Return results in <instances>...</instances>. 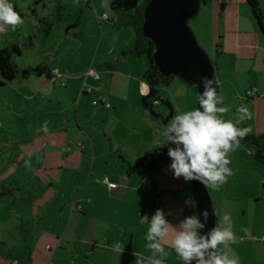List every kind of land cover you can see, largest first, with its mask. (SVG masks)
<instances>
[{"label": "crops", "instance_id": "obj_1", "mask_svg": "<svg viewBox=\"0 0 264 264\" xmlns=\"http://www.w3.org/2000/svg\"><path fill=\"white\" fill-rule=\"evenodd\" d=\"M26 1L28 4L13 8L20 17L25 8L28 11L32 7V1ZM111 1L55 0L63 14L53 19L54 23L47 15L51 0H38L41 10L31 11L35 19L31 26L46 29L37 21L42 16L50 21V27L58 29L48 35L40 32L38 36L33 31L27 35V48L34 46V39L43 42L37 46L41 57L28 66L44 65L52 74L21 77L28 87L26 101L33 108L45 107L40 110L45 118L38 125L27 123L30 129L21 137L12 133L7 145L10 151L1 161L0 264H137L138 260L149 264L152 253L145 237L156 209L164 212L170 234L180 230L186 216L195 215L188 210L189 183L173 177L169 156L146 174L126 173L128 164L137 158L155 154L164 140L160 133L170 119L165 124L142 104V97L149 91L143 77L148 62L143 55L128 53L135 32L131 25L116 26V15L106 12L111 10ZM207 1L204 25L212 48L209 57L214 63L219 95L224 97L218 107L231 109L221 118L235 122L237 107L246 106L252 118L236 126L260 132L264 130V34L245 0ZM258 2L264 15V0ZM99 9V25L108 22L110 26L100 29L99 39L84 55L81 48L91 38L88 26L94 22L92 11ZM103 13L107 20L101 19ZM103 40L104 50L99 52ZM55 69L61 76L53 75ZM89 69L96 70L99 78L86 75ZM173 83L159 87L161 100L153 102V110L164 117L169 112L167 103L172 115L177 110L175 93L182 99L192 96L185 83ZM249 89H256L257 94L247 96ZM98 96L105 97L110 107L93 105L92 100ZM58 104L61 107L55 113L52 106ZM57 113L60 116L56 117ZM242 149L246 148L239 145L228 154L236 170ZM20 168L23 173L17 176ZM104 177L117 186L108 188ZM207 190L212 203L216 200L220 204V212L215 210L216 227H225L221 221L225 203L237 200L239 195L234 188L227 191V182ZM229 210L234 242L228 250L238 257V264H248L244 256L252 248L258 249L263 256L258 264H264V216L262 233L247 244L239 236L243 227L239 230L235 224L233 207ZM162 243L167 253L164 264H182L170 239ZM117 244L123 248L121 254L114 250ZM219 248L221 253L226 251L224 245Z\"/></svg>", "mask_w": 264, "mask_h": 264}, {"label": "clouds", "instance_id": "obj_2", "mask_svg": "<svg viewBox=\"0 0 264 264\" xmlns=\"http://www.w3.org/2000/svg\"><path fill=\"white\" fill-rule=\"evenodd\" d=\"M20 23L22 20L9 0H0V33L9 29L14 31ZM201 81L204 91L197 95L199 108L173 116L160 135L165 138L164 143L171 141L175 145L167 151L171 159L168 167L174 178L182 177L185 182L196 180L215 189L232 175L228 167L231 163L228 154L239 147L240 141L250 132L249 128H238L236 125L251 119L252 113L241 105L236 109L235 122L221 118L231 109L218 107L224 97L218 96L215 88L211 87V79L205 76L201 77ZM158 146L163 147L164 144ZM202 215L206 221L208 210L204 209ZM143 218L148 221L147 216ZM221 221L225 227H214L207 235H200L198 229L204 225L197 215H189L181 221L180 230L170 234L164 212L156 209L148 222L145 237L149 242L147 248L152 253L149 264H164L163 258L167 253L162 241L166 238L170 239L171 248L184 264H192L193 261L196 264H238V257L228 250V245L234 242L230 214H224ZM220 245H224L226 251L218 252ZM114 250L121 254L123 248L117 244ZM137 264H141V261L138 260Z\"/></svg>", "mask_w": 264, "mask_h": 264}, {"label": "rangeland", "instance_id": "obj_3", "mask_svg": "<svg viewBox=\"0 0 264 264\" xmlns=\"http://www.w3.org/2000/svg\"><path fill=\"white\" fill-rule=\"evenodd\" d=\"M31 1L33 3L32 7L29 6L28 11L27 8H25V14L20 17L22 23L18 24L15 27L14 31L9 29L4 33H0V48L10 46L12 44H16L17 46H19L21 54L18 56L12 55V58L15 62L18 63L20 68H23L24 66L28 67L30 63L39 60V58L41 57V51L37 46L39 43L43 42L38 41V39H34V46L27 48L26 46L30 43V40L27 38L28 33L33 31L38 33V36H40L41 33L44 35L55 33L58 27L54 26L55 24L53 25L54 27H50L48 23L50 21L51 23H54L53 19L58 20L59 17L63 14L59 8L60 4H56L55 6V0H51L52 4H47V15L50 21H44L43 17L41 16L40 20H37L38 24L43 23L44 26H46V29H44L43 31L38 30L36 26H31V24H35V19L31 11H34V9H36V11L39 12L42 8V3L38 2V4H36L38 0ZM142 1L143 0H140V2ZM9 3H11L13 5V8L16 9L20 7V5L28 4L26 0H9ZM207 3V0H200V8L197 14L188 21V25L193 31L199 45L210 56L212 55V48L210 46V38L208 37L209 31L208 28L204 25L205 16L207 13ZM29 8L31 9L30 11ZM101 12L102 9L92 11L94 22L92 23V25L90 24L88 26L91 38L90 41H86L81 48L84 55L91 51L92 45L95 44L99 39L102 32V30L100 31V29H109L110 23L108 22H102V24L99 25L97 15H99ZM106 12L110 16H113L112 10L106 9ZM28 15L30 18L28 17ZM105 43V40H103L102 47L99 52H102L104 50L103 46L105 45ZM52 45L54 46V44ZM75 53L77 55V52ZM21 77L22 76L19 74L13 81H10L12 83L8 82L9 85L11 84V87L7 84L5 87L0 88V166H3V163L1 161L6 158L7 153L10 151V149L8 148L9 146L7 145L12 138L11 136L14 134L18 137L23 136L25 134L24 130L29 131L30 129L29 126H27V123L38 125L45 118L43 114L40 113V110H44L45 107L36 105L35 108H33V106H30V104L26 101L25 95L28 93V87L24 85ZM62 81L63 80L61 79L60 82ZM178 82L181 81L177 78L174 79L173 86L179 84ZM60 84L61 83H59L58 86ZM184 86H186L189 94H192V96L182 99L181 96L179 97V95L174 92V101L175 105L177 106V110L170 117V120L178 113H183L187 111V109L191 111L196 108V91H194L188 85L184 84ZM87 90L92 91L88 88V86ZM33 103H38V101H34ZM161 106L164 105L161 104ZM58 107H61V104L52 106V109L55 113L58 112V109H60ZM58 116H60V114L57 113L56 117ZM259 133H264V130L260 132H252V130L250 129L248 135L257 136L259 135ZM3 149L5 150V153L2 152ZM241 152L242 153L239 158L240 161L238 162L239 167L236 170L232 164H229L228 167L232 170V175L227 178V191L234 188L235 191H237V195H239V198H237V200L227 201V203H225V207H227V210L225 209L224 212L225 214H228V212H230V206L233 207L235 211V214L233 215L235 224H238L239 230L243 227L239 236L244 238L247 244H250L253 242V239H255L262 233L260 232V226L261 220L264 216V165L259 163L258 161H255L250 151L242 149ZM22 173V168H20L16 175L21 176ZM24 173L26 174L27 170L24 171ZM232 182L233 184H235V186H232ZM206 187L210 190L211 186ZM213 206L215 210L217 209V211L220 212L219 202L213 200ZM242 212H244V214H242ZM260 251L261 250H259V252ZM244 257L246 258V261H248V264H258L259 262H262L263 256L262 253H258V249L252 248V250L248 251Z\"/></svg>", "mask_w": 264, "mask_h": 264}, {"label": "water", "instance_id": "obj_4", "mask_svg": "<svg viewBox=\"0 0 264 264\" xmlns=\"http://www.w3.org/2000/svg\"><path fill=\"white\" fill-rule=\"evenodd\" d=\"M200 7V0H149L143 9L142 35L154 45L152 58L159 71L167 76L179 77L198 93H203L201 77L212 80L214 63L197 42L188 21ZM198 85L193 87V85ZM212 87V85H211ZM196 108L199 103L196 101ZM202 110V109H201ZM195 215L204 225L198 229L200 235H207L216 227L217 215L207 187L201 182L189 181ZM204 209L209 212L205 221ZM218 252L221 253L219 249Z\"/></svg>", "mask_w": 264, "mask_h": 264}, {"label": "trees", "instance_id": "obj_5", "mask_svg": "<svg viewBox=\"0 0 264 264\" xmlns=\"http://www.w3.org/2000/svg\"><path fill=\"white\" fill-rule=\"evenodd\" d=\"M149 0H143L139 2L138 0H112L110 3V8L113 13L116 15L115 24L117 27H123L127 25H131L135 32V38L132 47L128 50V53L134 55H143L145 56L148 67L145 70L143 77L148 84L149 91L148 93L142 97V104L144 107L149 109V112L152 117L158 118L163 121L165 124L169 121L172 110L168 105L169 112L164 117L161 114L156 113L153 110V102L157 100H161L159 95V87L169 85L174 79H179L182 83H184L179 77L174 75H163L158 67L155 65L152 52L154 49V45L149 38H146L142 35L141 26L143 21V9L145 4ZM250 8V13L252 18L254 19L256 25L259 30L264 34V15L260 9L258 0H245ZM21 50L19 46L16 44H12L10 46L0 48V88L5 87L8 82L13 80L19 74L26 78L31 74H35L38 76L44 75L46 77H51L50 69L45 67L44 65H35L20 68L13 60L12 55H20ZM212 87L215 88L218 96H219V86L215 78V73L212 78ZM190 87V86H189ZM192 88V87H191ZM194 91L195 89L192 88ZM165 140V138H164ZM163 147H158L156 149L155 154L145 158H137L132 163L128 164L126 173L132 174L135 172L146 174L157 168L158 164L165 159L167 155V151L169 147H174L171 141H167ZM240 145L246 148L249 151H252L253 158L255 161L264 165V133H260L259 135H246L241 141ZM189 183V181H188ZM189 190V205L188 210L191 213L195 214L194 203L191 199V193ZM220 250V248L218 247ZM182 264L184 262L182 261ZM192 264H196L195 261Z\"/></svg>", "mask_w": 264, "mask_h": 264}, {"label": "built area", "instance_id": "obj_6", "mask_svg": "<svg viewBox=\"0 0 264 264\" xmlns=\"http://www.w3.org/2000/svg\"><path fill=\"white\" fill-rule=\"evenodd\" d=\"M101 19L102 20H107V14L106 13H103L101 15ZM85 74L92 76L94 79H98L99 78L98 72L96 70H94V69H89ZM53 75L55 77H59V76H61V73L59 72L58 69H55L53 71ZM88 88L91 89L90 87H88ZM255 94H257L256 89H249V90L246 91V95L247 96H254ZM92 104L93 105H97V106L100 105V106H102L104 108H109L110 107V103L107 101V99L105 97H102V96H98L95 99H93L92 100ZM79 144L81 145L80 142H79ZM103 181L106 183V185L108 186V188H115L117 186V183L114 182V181H110L108 179V177H104L103 178ZM87 201H89V200H87ZM261 239L264 241V233H263ZM49 264H53V263L50 262Z\"/></svg>", "mask_w": 264, "mask_h": 264}]
</instances>
